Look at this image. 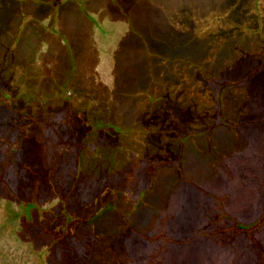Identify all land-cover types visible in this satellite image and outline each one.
Wrapping results in <instances>:
<instances>
[{
	"label": "rangeland",
	"instance_id": "obj_1",
	"mask_svg": "<svg viewBox=\"0 0 264 264\" xmlns=\"http://www.w3.org/2000/svg\"><path fill=\"white\" fill-rule=\"evenodd\" d=\"M261 154L264 0H0V264H264Z\"/></svg>",
	"mask_w": 264,
	"mask_h": 264
},
{
	"label": "trees",
	"instance_id": "obj_2",
	"mask_svg": "<svg viewBox=\"0 0 264 264\" xmlns=\"http://www.w3.org/2000/svg\"><path fill=\"white\" fill-rule=\"evenodd\" d=\"M197 116H199V115H197ZM206 125H207V123H206ZM204 127H206V126H203L202 129H199V130L202 131L204 129ZM199 130H198V132H200ZM261 155L264 156V154H261ZM263 221H264V219H263ZM263 221L258 222V225L260 226V224H262ZM252 222L256 223L255 221H252ZM255 225H257V224H252L253 229H255Z\"/></svg>",
	"mask_w": 264,
	"mask_h": 264
}]
</instances>
